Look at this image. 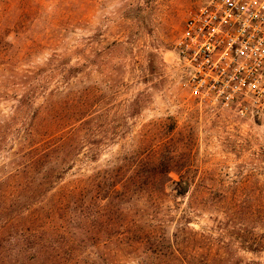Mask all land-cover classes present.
<instances>
[{
  "label": "rangeland",
  "instance_id": "374dc122",
  "mask_svg": "<svg viewBox=\"0 0 264 264\" xmlns=\"http://www.w3.org/2000/svg\"><path fill=\"white\" fill-rule=\"evenodd\" d=\"M209 1L0 0V178L24 161L37 112L64 137L87 119L79 161L56 188L113 172L167 134L192 161L190 186L133 202L144 228L161 220L178 235L177 251L126 264H264V121L194 100L176 54L189 14ZM59 162L47 170L59 174Z\"/></svg>",
  "mask_w": 264,
  "mask_h": 264
},
{
  "label": "trees",
  "instance_id": "16d2710c",
  "mask_svg": "<svg viewBox=\"0 0 264 264\" xmlns=\"http://www.w3.org/2000/svg\"><path fill=\"white\" fill-rule=\"evenodd\" d=\"M40 120L37 112L28 125L21 144L24 161L15 172L0 178V264L89 263L84 253L89 264H100L97 260L126 264L141 257L160 259L165 251H177L178 235L174 240L168 238L164 228H158L161 220L144 228L135 218L133 204L158 202L167 196L168 187L190 186L192 161L182 146H173L174 136L167 134L150 150L134 153L113 172L78 178L56 188L64 173L79 161L77 153L83 143L76 132L85 128L87 119L75 121L65 137L54 135L59 122L45 126ZM159 128L172 134L162 125ZM54 156L60 161L59 174L46 168ZM186 193V189L179 192ZM199 240L202 235L191 241ZM55 242L63 255L57 254Z\"/></svg>",
  "mask_w": 264,
  "mask_h": 264
},
{
  "label": "built area",
  "instance_id": "2783aa9c",
  "mask_svg": "<svg viewBox=\"0 0 264 264\" xmlns=\"http://www.w3.org/2000/svg\"><path fill=\"white\" fill-rule=\"evenodd\" d=\"M190 96L264 121V0H210L192 11L176 44Z\"/></svg>",
  "mask_w": 264,
  "mask_h": 264
}]
</instances>
